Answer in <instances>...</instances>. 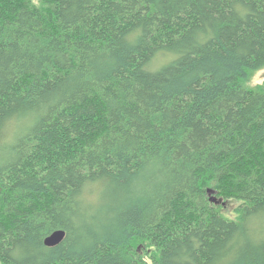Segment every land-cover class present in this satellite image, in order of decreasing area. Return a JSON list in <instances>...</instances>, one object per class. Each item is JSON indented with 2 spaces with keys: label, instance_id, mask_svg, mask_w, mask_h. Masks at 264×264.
<instances>
[{
  "label": "trees",
  "instance_id": "obj_1",
  "mask_svg": "<svg viewBox=\"0 0 264 264\" xmlns=\"http://www.w3.org/2000/svg\"><path fill=\"white\" fill-rule=\"evenodd\" d=\"M261 69L264 0H0V264H264Z\"/></svg>",
  "mask_w": 264,
  "mask_h": 264
},
{
  "label": "water",
  "instance_id": "obj_2",
  "mask_svg": "<svg viewBox=\"0 0 264 264\" xmlns=\"http://www.w3.org/2000/svg\"><path fill=\"white\" fill-rule=\"evenodd\" d=\"M208 191L211 194L212 202H214L216 204H220L221 202H223L222 198H220L214 194L213 189L209 188ZM223 203L225 204V202H223ZM66 234H67V232L65 229H62V228L56 229L46 236L45 244L47 246H56L64 240V238L66 237Z\"/></svg>",
  "mask_w": 264,
  "mask_h": 264
},
{
  "label": "rangeland",
  "instance_id": "obj_3",
  "mask_svg": "<svg viewBox=\"0 0 264 264\" xmlns=\"http://www.w3.org/2000/svg\"><path fill=\"white\" fill-rule=\"evenodd\" d=\"M162 64H163V62H162L161 64H159V66H156V67H154V68H155V69H156V68H159L160 66H162ZM262 82H264V69H261V70L257 71V72L253 75V77H252V79H251V81H250V84H251V85H256V84H258V83H262ZM237 205H238V202L235 201V200H232V201L226 203V208H227L229 211H233V209H234Z\"/></svg>",
  "mask_w": 264,
  "mask_h": 264
}]
</instances>
